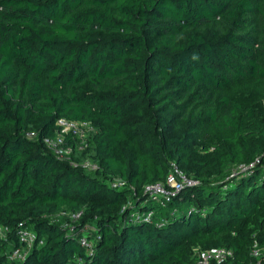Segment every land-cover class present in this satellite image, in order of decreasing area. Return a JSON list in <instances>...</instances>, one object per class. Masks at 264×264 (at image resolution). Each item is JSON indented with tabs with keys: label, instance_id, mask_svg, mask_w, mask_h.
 Returning <instances> with one entry per match:
<instances>
[{
	"label": "trees",
	"instance_id": "1",
	"mask_svg": "<svg viewBox=\"0 0 264 264\" xmlns=\"http://www.w3.org/2000/svg\"><path fill=\"white\" fill-rule=\"evenodd\" d=\"M60 119L93 128L69 160ZM172 165L197 185L159 206ZM263 166L264 0H0V264H264Z\"/></svg>",
	"mask_w": 264,
	"mask_h": 264
},
{
	"label": "built area",
	"instance_id": "2",
	"mask_svg": "<svg viewBox=\"0 0 264 264\" xmlns=\"http://www.w3.org/2000/svg\"><path fill=\"white\" fill-rule=\"evenodd\" d=\"M58 131L55 134L53 139H45L44 142L47 147L52 150L55 156L58 159L66 160L70 159L72 156L73 150L72 148H63L64 137L72 133L78 139L81 140L79 149L82 151L84 148L83 144L86 143L85 137L88 133L93 132V128L88 123H77L70 122L65 119H60L57 122ZM29 137H33L34 134H28ZM259 163L256 161L255 163L249 165H238L231 171L229 175V179L234 178L238 175L245 174L250 172L255 165ZM77 166V164H74ZM81 167L88 170L94 171L96 167L90 163L88 160H85L81 163ZM264 170V166H263ZM197 185V182L190 180L180 169H178L175 165H172L171 170L166 178V181L163 184H150L147 185L144 189V195L147 197L149 201L155 203L159 206H165L171 199L175 198L183 189L186 187H193ZM110 187L113 189H123L125 187V183L121 179H114L110 182ZM65 213L60 214L59 216H65ZM154 213L153 211H149L147 213H142L141 215L135 214V218L138 220L140 217L144 219V221H149L152 219ZM80 216V213L73 214L71 217L72 220H77ZM19 240L26 247L27 250L32 247L36 242V235L27 229H23L19 232ZM81 246L85 248H90L91 243L87 240L85 236H81L80 238ZM42 244L39 242V245ZM24 249L14 250L10 256V260H19L21 261L26 253ZM254 257H259V250L255 247L252 252ZM232 256V251L225 248H211L205 251H199L197 253V262L196 264H210L214 262L216 264H221L226 261L228 258Z\"/></svg>",
	"mask_w": 264,
	"mask_h": 264
},
{
	"label": "rangeland",
	"instance_id": "3",
	"mask_svg": "<svg viewBox=\"0 0 264 264\" xmlns=\"http://www.w3.org/2000/svg\"><path fill=\"white\" fill-rule=\"evenodd\" d=\"M243 102H250L251 100H252V95L251 94H242V95H240V97H239ZM259 253H260V251H259ZM261 254V256H262V252L260 253ZM260 256V255H259Z\"/></svg>",
	"mask_w": 264,
	"mask_h": 264
}]
</instances>
